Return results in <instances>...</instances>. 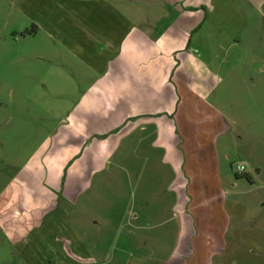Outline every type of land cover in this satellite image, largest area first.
Here are the masks:
<instances>
[{"label":"crops","instance_id":"crops-1","mask_svg":"<svg viewBox=\"0 0 264 264\" xmlns=\"http://www.w3.org/2000/svg\"><path fill=\"white\" fill-rule=\"evenodd\" d=\"M0 16L7 67L68 80L67 113L0 193L25 264L47 244L68 263L74 204L126 165L148 206L130 217L131 258L264 264V184L247 171L264 162V0H0ZM237 147L244 173L227 166ZM153 216L164 237L139 238Z\"/></svg>","mask_w":264,"mask_h":264},{"label":"rangeland","instance_id":"rangeland-1","mask_svg":"<svg viewBox=\"0 0 264 264\" xmlns=\"http://www.w3.org/2000/svg\"><path fill=\"white\" fill-rule=\"evenodd\" d=\"M5 26V19L0 16V193L33 155L47 132L68 111V103H59L68 98V89L64 86L68 80L64 75H56L47 67H29L28 70L25 67H7L13 63H6ZM232 154L227 166L230 171H235L237 165H244L240 158L243 152L237 147ZM262 164V173L259 175L249 164L247 171L264 184V162ZM127 174V165L121 174H112L111 170L107 178L101 177L105 181L94 188L100 191V198L90 199L87 196L74 204L72 222L78 232L77 237L74 232L68 234L71 244L66 264H93V259L99 264H160L153 257L152 262H149L148 258L135 259L130 256L133 250L129 243L132 240L130 230H133L130 217L136 204L134 213L144 212L148 206H145L144 199L136 203L133 200ZM232 175L234 179H245L250 183L246 176ZM108 179L109 183H106ZM257 184H260L259 181ZM149 201L153 212L159 210L158 202L161 200L157 195H153ZM164 203L169 204L170 208L172 201L169 196ZM96 219L100 221L99 224L92 225L90 222ZM152 219L154 225L151 229L137 231L139 238L164 237L168 226L159 225V217L153 216ZM141 248L148 252L150 249L156 250V245L149 243L147 247ZM35 249H31L33 257L30 255L31 261L26 264H63L57 262L52 245ZM16 251H22V248L11 245L0 229V264H25Z\"/></svg>","mask_w":264,"mask_h":264},{"label":"built area","instance_id":"built-area-1","mask_svg":"<svg viewBox=\"0 0 264 264\" xmlns=\"http://www.w3.org/2000/svg\"><path fill=\"white\" fill-rule=\"evenodd\" d=\"M246 171V167L244 165H237L236 172L244 173Z\"/></svg>","mask_w":264,"mask_h":264},{"label":"water","instance_id":"water-1","mask_svg":"<svg viewBox=\"0 0 264 264\" xmlns=\"http://www.w3.org/2000/svg\"><path fill=\"white\" fill-rule=\"evenodd\" d=\"M262 70L264 71V66H263Z\"/></svg>","mask_w":264,"mask_h":264}]
</instances>
